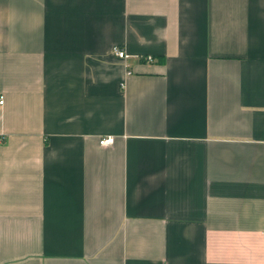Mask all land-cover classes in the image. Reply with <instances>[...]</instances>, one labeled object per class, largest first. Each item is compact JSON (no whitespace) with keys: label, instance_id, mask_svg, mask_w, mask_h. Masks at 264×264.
<instances>
[{"label":"crops","instance_id":"obj_1","mask_svg":"<svg viewBox=\"0 0 264 264\" xmlns=\"http://www.w3.org/2000/svg\"><path fill=\"white\" fill-rule=\"evenodd\" d=\"M0 95V264H264V0H0Z\"/></svg>","mask_w":264,"mask_h":264},{"label":"built area","instance_id":"obj_2","mask_svg":"<svg viewBox=\"0 0 264 264\" xmlns=\"http://www.w3.org/2000/svg\"><path fill=\"white\" fill-rule=\"evenodd\" d=\"M114 52L119 58H121L123 60H125L129 57L126 50L119 47V46L114 47ZM143 59L147 62L154 61V57L152 55H147V56L143 57ZM4 103H5V97H4V95H0V105H3ZM114 141H115V137L113 135H107V136L101 137L99 142H100L101 146L106 147V146L112 145L114 143Z\"/></svg>","mask_w":264,"mask_h":264}]
</instances>
